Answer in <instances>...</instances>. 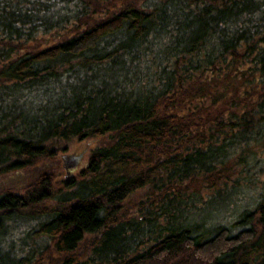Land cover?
Instances as JSON below:
<instances>
[{"label": "trees", "instance_id": "1", "mask_svg": "<svg viewBox=\"0 0 264 264\" xmlns=\"http://www.w3.org/2000/svg\"><path fill=\"white\" fill-rule=\"evenodd\" d=\"M0 264H264V0H0Z\"/></svg>", "mask_w": 264, "mask_h": 264}, {"label": "rangeland", "instance_id": "2", "mask_svg": "<svg viewBox=\"0 0 264 264\" xmlns=\"http://www.w3.org/2000/svg\"><path fill=\"white\" fill-rule=\"evenodd\" d=\"M64 34H65V30L52 31L45 35L39 36L37 38V42L39 44H46V43L57 40ZM99 141L100 140L98 137H85L82 139H77L74 137L68 140L59 141L58 147H62V148H58L57 153L59 154L61 159L59 161V165L54 168L56 172V173L54 172V176L52 179L54 184L55 183L59 184L58 181L65 176V171L63 168L64 167L63 166V153H70L73 155L74 154L77 155L81 153L75 165L70 167V171L68 168L66 169V173L69 172V174H74L86 164L87 157H88L90 150L92 149V147L98 144Z\"/></svg>", "mask_w": 264, "mask_h": 264}, {"label": "water", "instance_id": "3", "mask_svg": "<svg viewBox=\"0 0 264 264\" xmlns=\"http://www.w3.org/2000/svg\"><path fill=\"white\" fill-rule=\"evenodd\" d=\"M81 155V153L77 154V155H73L70 153H63V165L65 166V168L67 169L68 166H72L75 165V163L77 162L78 157Z\"/></svg>", "mask_w": 264, "mask_h": 264}]
</instances>
